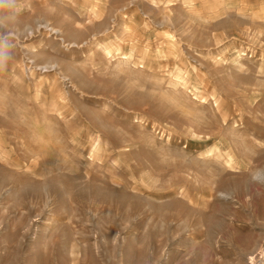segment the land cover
Listing matches in <instances>:
<instances>
[{
	"label": "rangeland",
	"instance_id": "obj_1",
	"mask_svg": "<svg viewBox=\"0 0 264 264\" xmlns=\"http://www.w3.org/2000/svg\"><path fill=\"white\" fill-rule=\"evenodd\" d=\"M70 1L0 0V264H264V0Z\"/></svg>",
	"mask_w": 264,
	"mask_h": 264
},
{
	"label": "bare ground",
	"instance_id": "obj_2",
	"mask_svg": "<svg viewBox=\"0 0 264 264\" xmlns=\"http://www.w3.org/2000/svg\"><path fill=\"white\" fill-rule=\"evenodd\" d=\"M70 1V0H68ZM71 2V1H70ZM184 2V11H185V17L187 18V20H189L190 22L192 23H204V24H207L208 23V20H211L215 17V15H208L209 18H207L206 16L205 17H202L200 16L199 14H197V12H195V9H194V5H195V0H183ZM196 6V5H195ZM84 8V7H83ZM168 8V7H166ZM186 8V9H185ZM87 10V8H86ZM163 10V9H162ZM170 10V9H169ZM164 11V10H163ZM167 11V10H166ZM170 12V11H169ZM199 12V11H198ZM86 13V12H85ZM89 13V12H88ZM96 12L94 11V9H90V14H92V16L95 14ZM80 14V13H79ZM87 14V13H86ZM85 15V14H84ZM182 18V17H181ZM170 19V18H169ZM85 20V19H84ZM186 21V20H185ZM47 24V23H46ZM172 24V23H171ZM80 25V24H79ZM186 25V24H185ZM45 27H48V26H45ZM50 27V26H49ZM55 30L53 27H51L50 31H53ZM57 31V30H56ZM188 31V30H187ZM30 32H32V30H30ZM59 31H57L58 33ZM254 32V31H253ZM56 33V34H57ZM186 33V32H185ZM29 36V35H28ZM59 36V35H58ZM76 40V38H75ZM65 42V41H64ZM76 42V41H75ZM87 42V41H86ZM69 43V42H68ZM77 43V42H76ZM80 44V43H78ZM77 44V45H78ZM130 55V54H129ZM127 56V55H126ZM240 59V58H239ZM235 64H234V69L240 71L242 69V65L239 63V60L236 59V61H234ZM138 65H137V62H135L133 60V58H131V56H127V57H124L123 59H119V61L117 62V65L114 67L113 71L115 73V75H117L116 73H120L121 71H131V69L133 68H136ZM53 67V66H52ZM67 72V71H66ZM177 72V71H176ZM179 72H177L178 74ZM176 75V73H175ZM179 75V74H178ZM182 78V77H181ZM183 79V78H182ZM175 81V80H173ZM182 82V83H181ZM183 80L181 81H175V82H172L171 83V87L176 90L177 87L179 86V84L181 83V86L185 85L183 84ZM193 130V129H192ZM195 135V134H194ZM199 136V135H198ZM215 160V159H214ZM200 163V161H199ZM218 163V161H217ZM200 169V168H199ZM202 169V168H201ZM207 170V169H206ZM264 253V252H262ZM264 255V254H262Z\"/></svg>",
	"mask_w": 264,
	"mask_h": 264
},
{
	"label": "built area",
	"instance_id": "obj_3",
	"mask_svg": "<svg viewBox=\"0 0 264 264\" xmlns=\"http://www.w3.org/2000/svg\"><path fill=\"white\" fill-rule=\"evenodd\" d=\"M250 264H261L259 261H254V260H252L251 262H250Z\"/></svg>",
	"mask_w": 264,
	"mask_h": 264
}]
</instances>
